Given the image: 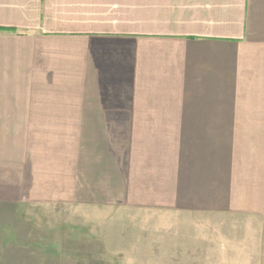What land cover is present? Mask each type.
Returning a JSON list of instances; mask_svg holds the SVG:
<instances>
[{
  "label": "crops",
  "instance_id": "0c3cea01",
  "mask_svg": "<svg viewBox=\"0 0 264 264\" xmlns=\"http://www.w3.org/2000/svg\"><path fill=\"white\" fill-rule=\"evenodd\" d=\"M257 221L264 0H0V206Z\"/></svg>",
  "mask_w": 264,
  "mask_h": 264
},
{
  "label": "rangeland",
  "instance_id": "374dc122",
  "mask_svg": "<svg viewBox=\"0 0 264 264\" xmlns=\"http://www.w3.org/2000/svg\"><path fill=\"white\" fill-rule=\"evenodd\" d=\"M235 216L0 206V264H258L257 221Z\"/></svg>",
  "mask_w": 264,
  "mask_h": 264
}]
</instances>
